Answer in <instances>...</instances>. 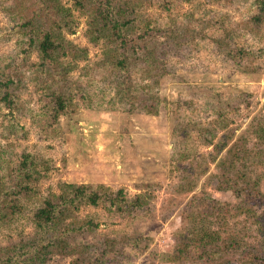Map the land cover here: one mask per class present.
<instances>
[{"label": "rangeland", "instance_id": "obj_1", "mask_svg": "<svg viewBox=\"0 0 264 264\" xmlns=\"http://www.w3.org/2000/svg\"><path fill=\"white\" fill-rule=\"evenodd\" d=\"M23 1L0 0V80L10 79L0 89V191L23 157L34 172L21 213L0 217V249L31 240L35 212L65 184L142 194L148 205L126 214L67 210L41 264H214L182 245L193 228L260 241L251 218L237 214L236 193L224 189L226 179L242 186L248 178L264 190L262 165L241 150L256 142L252 127L264 125L256 0H115L127 48L97 35L73 0H57L71 17L55 32L80 50L61 52L72 70L57 80L13 18ZM58 97L65 111L54 119Z\"/></svg>", "mask_w": 264, "mask_h": 264}, {"label": "trees", "instance_id": "obj_2", "mask_svg": "<svg viewBox=\"0 0 264 264\" xmlns=\"http://www.w3.org/2000/svg\"><path fill=\"white\" fill-rule=\"evenodd\" d=\"M57 0H24L13 6L14 20L17 22L22 33L27 36V45L35 51L41 68H45L47 75L53 79H62L72 67L60 60L61 52L72 47L80 51L70 43L63 41L60 34L55 32V27L60 23V28L69 25L71 17L70 10L63 9ZM75 10L83 12L88 25L97 34L108 32L113 37L116 45L127 48L130 41L125 35L126 22L122 19L125 11L115 0H73ZM258 14L253 17L254 23H260L264 15V0H256ZM72 24V23H71ZM10 79L0 80V89L7 88ZM52 115L56 119L65 110L62 98H53ZM256 142L253 146L245 145L241 148L245 157L251 156L255 165H262L264 171V125H254L249 133ZM213 136V134H212ZM245 141V137H242ZM205 143L211 144L210 140ZM259 156L261 160L256 159ZM227 160H221L222 167L229 168ZM33 162L28 157H23L18 169L13 174L10 184L5 185L0 191V217L12 219L14 215L21 213L22 208L19 195L28 194L29 187L26 183L33 177ZM247 178V174L244 173ZM264 180V174L263 178ZM251 179L242 182V186H235L226 179L225 190L236 193L240 199L235 210L238 215H244L255 233L262 239L256 242H248L244 238L234 235L225 240L216 233L202 230L189 229L183 238V244L187 250L195 249L198 259L216 263L222 258L235 256L246 264H264V190H260L259 184ZM253 180V179H252ZM264 189V186H263ZM62 193L55 200L47 198L34 214L33 227L35 229L33 238L29 241L9 245L0 249V264H41L51 243V237L63 222L67 210L77 209L79 206L103 207L109 212L132 213L142 211L148 200L145 195L139 194L128 198L122 190L111 192L106 189H92L83 185L65 184ZM14 191V192H13ZM5 200V201H4ZM212 201V200H209ZM217 204V201H214ZM259 210L257 213L256 211ZM220 211V209H219ZM218 211V214H219ZM79 227H76L78 229ZM131 241V239H130ZM180 247V252L186 251ZM101 258L97 264H102ZM223 264V263H222Z\"/></svg>", "mask_w": 264, "mask_h": 264}]
</instances>
